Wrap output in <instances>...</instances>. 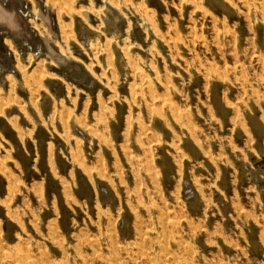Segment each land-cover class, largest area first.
Returning a JSON list of instances; mask_svg holds the SVG:
<instances>
[{"label": "rangeland", "instance_id": "1", "mask_svg": "<svg viewBox=\"0 0 264 264\" xmlns=\"http://www.w3.org/2000/svg\"><path fill=\"white\" fill-rule=\"evenodd\" d=\"M0 264H264V0H0Z\"/></svg>", "mask_w": 264, "mask_h": 264}, {"label": "bare ground", "instance_id": "2", "mask_svg": "<svg viewBox=\"0 0 264 264\" xmlns=\"http://www.w3.org/2000/svg\"><path fill=\"white\" fill-rule=\"evenodd\" d=\"M253 164H254V163H253ZM253 164L251 165V167H252V168L250 167L251 169H253V168H254V165H253Z\"/></svg>", "mask_w": 264, "mask_h": 264}]
</instances>
